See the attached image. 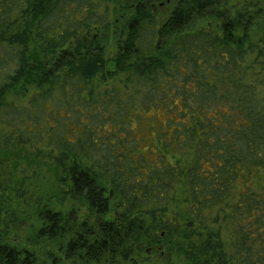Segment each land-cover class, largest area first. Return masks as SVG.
<instances>
[{"label": "trees", "instance_id": "trees-1", "mask_svg": "<svg viewBox=\"0 0 264 264\" xmlns=\"http://www.w3.org/2000/svg\"><path fill=\"white\" fill-rule=\"evenodd\" d=\"M150 257L264 264V0H0V264Z\"/></svg>", "mask_w": 264, "mask_h": 264}, {"label": "rangeland", "instance_id": "rangeland-1", "mask_svg": "<svg viewBox=\"0 0 264 264\" xmlns=\"http://www.w3.org/2000/svg\"><path fill=\"white\" fill-rule=\"evenodd\" d=\"M242 1L244 0H240V3H242ZM146 259H148L147 256H146ZM149 260H150V264H160L159 260L154 257H150ZM66 264H70V263H66Z\"/></svg>", "mask_w": 264, "mask_h": 264}]
</instances>
